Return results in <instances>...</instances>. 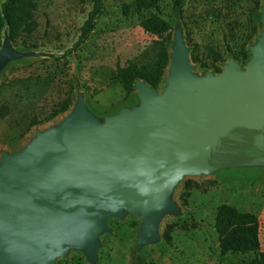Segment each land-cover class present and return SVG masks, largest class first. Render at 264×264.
<instances>
[{"label":"water","instance_id":"water-1","mask_svg":"<svg viewBox=\"0 0 264 264\" xmlns=\"http://www.w3.org/2000/svg\"><path fill=\"white\" fill-rule=\"evenodd\" d=\"M261 30L242 66L198 75L180 26L164 85L134 82V100L98 115L79 93L55 125L0 161V264H54L70 249L95 263L108 217H139L135 250L159 239L177 214L173 187L185 174L264 168V0ZM39 53L15 48L4 30L0 70Z\"/></svg>","mask_w":264,"mask_h":264},{"label":"rangeland","instance_id":"rangeland-1","mask_svg":"<svg viewBox=\"0 0 264 264\" xmlns=\"http://www.w3.org/2000/svg\"><path fill=\"white\" fill-rule=\"evenodd\" d=\"M34 1L37 28L12 44L39 55L10 61L0 70V161L4 152L20 151L38 130L57 124L79 93L98 115L131 103L136 90L125 93L114 78L116 66L128 61L151 66L159 50L158 37L141 27L142 19L157 15L171 24L172 33L180 26L198 75L221 72L231 57L245 66L249 47L261 30V0H184L181 11L175 0H102L93 28L76 45L92 0ZM191 50L199 62L191 59ZM68 96L69 109L51 118ZM171 198L179 213L164 214L158 241L140 252L135 250L140 219L125 213L123 218L106 219L109 231L99 235L95 263L70 249L54 264H245L257 252L219 251L214 222L217 207L224 203L257 216L259 250L264 251V168L185 174L173 187Z\"/></svg>","mask_w":264,"mask_h":264},{"label":"trees","instance_id":"trees-1","mask_svg":"<svg viewBox=\"0 0 264 264\" xmlns=\"http://www.w3.org/2000/svg\"><path fill=\"white\" fill-rule=\"evenodd\" d=\"M92 8L80 28L76 45H79L93 28L95 19L100 12L102 0H92ZM184 0H175L176 8L181 11ZM34 0H4L0 12V45L2 31L7 29L8 36L13 43L22 37H28L37 28L34 17ZM141 27L150 34L158 37L159 50L151 66L138 65L128 61L125 65H117L114 78L119 82L126 94L134 91V82L138 79L145 81L153 88H158L169 61V43L172 36L171 24L157 15H151L140 21ZM191 59L199 62L195 50H191ZM247 57V53H243ZM237 59L243 60L242 57ZM70 96L66 97L61 105L51 112L50 117L64 113L71 106ZM33 123H38L33 120ZM214 228L218 235V246L221 254L228 252L248 253L257 252L245 264H264V251L259 250L258 229L259 222L255 214L239 211L229 204L217 207Z\"/></svg>","mask_w":264,"mask_h":264},{"label":"crops","instance_id":"crops-1","mask_svg":"<svg viewBox=\"0 0 264 264\" xmlns=\"http://www.w3.org/2000/svg\"><path fill=\"white\" fill-rule=\"evenodd\" d=\"M97 99H98V98H97ZM97 99H96V101H97V103H99V100H97ZM263 208H264V204H263Z\"/></svg>","mask_w":264,"mask_h":264}]
</instances>
